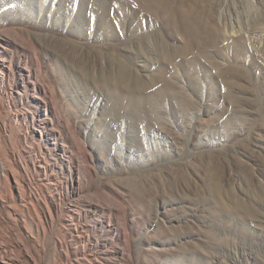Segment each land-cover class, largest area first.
I'll return each instance as SVG.
<instances>
[{"label": "rangeland", "instance_id": "obj_1", "mask_svg": "<svg viewBox=\"0 0 264 264\" xmlns=\"http://www.w3.org/2000/svg\"><path fill=\"white\" fill-rule=\"evenodd\" d=\"M0 264H264V0H0Z\"/></svg>", "mask_w": 264, "mask_h": 264}, {"label": "bare ground", "instance_id": "obj_2", "mask_svg": "<svg viewBox=\"0 0 264 264\" xmlns=\"http://www.w3.org/2000/svg\"><path fill=\"white\" fill-rule=\"evenodd\" d=\"M111 13V12H110ZM71 17V16H70ZM125 28V27H124ZM137 42V41H136ZM138 43V42H137ZM163 44V43H162ZM130 74V73H129ZM154 79V78H153ZM153 82H154V80H153ZM144 90V89H143ZM130 92V91H129Z\"/></svg>", "mask_w": 264, "mask_h": 264}]
</instances>
